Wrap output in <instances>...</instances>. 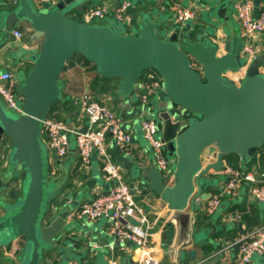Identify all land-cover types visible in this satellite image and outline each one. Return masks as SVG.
I'll use <instances>...</instances> for the list:
<instances>
[{
	"label": "water",
	"instance_id": "obj_1",
	"mask_svg": "<svg viewBox=\"0 0 264 264\" xmlns=\"http://www.w3.org/2000/svg\"><path fill=\"white\" fill-rule=\"evenodd\" d=\"M74 6V0H64L45 11L30 0H19L6 20V30L25 22L43 41L21 86L23 112L14 116L0 100V143L9 150L8 168L20 166L23 173L22 197L6 203L0 216V244L23 236L26 244L21 264H42L45 244L65 229L70 215L64 210L49 220L52 175L41 131L43 121L61 98L60 77L74 54L93 62L102 76L119 78L124 96H129L147 69H155L165 81L172 105L193 113L186 123L180 114L173 116L168 111L160 117L166 150L176 158L174 183L165 185L155 166L145 177L154 194L173 210H183L191 202L198 212L197 200L212 182L208 175L224 170L226 155L236 153L245 159L264 144V72L260 69L264 53L246 64L240 55L241 37H236L224 53L208 35L195 38L186 32L181 39L178 28L162 38L158 22L148 14L142 17L138 33L117 34L110 25H89L69 18L67 13ZM226 8L221 4L219 18L224 19ZM193 60L202 71L192 67ZM246 65L241 85L224 74ZM210 148L217 149V160L203 166V155ZM196 186L200 188L197 193ZM132 222L138 224L134 219ZM194 242L192 234L189 244ZM196 258L197 249L193 248L180 264H190Z\"/></svg>",
	"mask_w": 264,
	"mask_h": 264
},
{
	"label": "crops",
	"instance_id": "obj_2",
	"mask_svg": "<svg viewBox=\"0 0 264 264\" xmlns=\"http://www.w3.org/2000/svg\"><path fill=\"white\" fill-rule=\"evenodd\" d=\"M18 1L0 0V72L9 70L22 83L24 76L33 68L32 57L40 50L43 41L42 38L35 37L34 28L25 22H18L14 28L6 30V20L14 11ZM62 1L64 0H59V3ZM108 1L114 4L119 3V0H74L75 6L67 14L81 18L90 5H99ZM131 1L133 2L129 10L131 22L128 27L124 26L126 29L124 34L138 33L143 23L142 17L148 14L158 22L162 38L170 37L179 28L178 36L181 39L186 32L195 38L208 35L219 46L220 53L226 52L236 37H241L244 44L245 38L235 18V4L239 0H173L184 6L195 7V17L182 27L176 25L169 1ZM223 3L227 7L224 19L217 15ZM262 11H264V0H256L254 15L257 16ZM112 18L108 16L98 24L110 25L109 21L116 22ZM15 29L22 32L20 38L14 36ZM253 41L261 49L259 54L264 53V32ZM260 69L264 72V63ZM245 73L246 68L241 67L238 70H228L224 74L235 84L241 85L246 76ZM101 76L93 62H83L63 70L60 78L70 103L65 106V109L63 107L62 110L54 111L55 115L58 116L61 113L65 121L76 122L80 116L77 98L86 92H92L109 104H113L125 117L135 115L139 107L135 88L129 96H124L120 91L119 78L105 79ZM95 78L99 79L97 83H93ZM103 87L108 90H103ZM150 107L159 121L161 114L167 111L173 116L180 114L183 123H186L193 114L172 105L168 95L164 93L153 97ZM81 124L82 128H86L88 119L83 118ZM132 128L134 155L127 156L112 141L108 143V152L119 166L126 182L130 185L138 184L141 189L137 200L146 208L152 221L150 245L152 244L155 248L156 264H180L188 258V252L193 248L197 249V258L190 264H233L236 247L231 242L246 231L264 224V204L250 197L249 184L244 183L238 196L233 199L225 198L214 214H206L204 207L207 200L217 191L220 180L224 179L223 175L212 171L208 177L214 181L207 184L201 192L205 197L200 198L198 212L193 210L191 202L183 210L171 209L166 202L154 194L149 182L145 179L149 168L154 166L153 159L150 151L147 150L137 121H134ZM216 152L215 148L205 151L202 158L203 166L217 160ZM8 153L9 150L0 143V216L5 213L6 203H15L22 197V169L20 166L14 169L8 168ZM69 153L66 158L50 153V166L52 165L54 171L51 180L55 182L56 187L48 207L49 220H53L64 210H69L70 215L66 220L65 229L45 244L42 264H109L110 258L114 256L118 258V264H137L141 251L130 243L113 244L106 221L87 223L74 217L80 203L94 198L100 191H106L110 181L101 171L100 161L96 155L93 156L90 168L85 169L78 162V153L73 141ZM199 191L200 188L196 186L195 192ZM206 193L209 194L205 195ZM237 212L242 214V219L228 218L229 214ZM192 234L195 242L189 244ZM25 244L23 236L5 244L1 243L0 264H21ZM252 264H264V260L255 257Z\"/></svg>",
	"mask_w": 264,
	"mask_h": 264
},
{
	"label": "built area",
	"instance_id": "obj_3",
	"mask_svg": "<svg viewBox=\"0 0 264 264\" xmlns=\"http://www.w3.org/2000/svg\"><path fill=\"white\" fill-rule=\"evenodd\" d=\"M164 2V0H158ZM169 1L174 12L176 25L182 27L195 15L194 6H184L173 0ZM36 6L50 11L59 4V0H32ZM256 0H239L235 4V18L245 38L240 55L245 57L246 64L259 56L260 47L254 39L264 32V11L254 15ZM131 0H119L99 5H90L82 14L79 22L91 24L100 22L108 16L128 27L131 22ZM14 36L20 38L22 32L15 29ZM192 67L202 71V66L195 60ZM243 66L242 68H246ZM135 87V94L139 97V107L135 115L125 117L107 101L86 92L77 98L80 116L76 122L69 123L56 116L55 112L43 121L41 131L42 141L48 153H54L60 158L69 156L72 141L75 143L78 162L85 169H89L96 155L110 184L106 191H100L94 198L80 203L74 217L80 221L94 223L98 220L107 222L108 233L113 244H133L141 251L137 264H156L155 248L150 245L152 221L146 208L137 200L141 193L138 184H128L123 177L119 166L115 163L110 152V141L127 156L134 155L133 123L140 126L147 150L150 151L154 166L162 173L165 185H172L175 181L172 164L176 158L166 150V142L162 137V126L152 113L150 104L153 97L165 92V81L155 69H147ZM20 79L15 78L11 71L0 72V99L8 110L23 112L24 98L21 93ZM22 101V105L19 104ZM88 119L86 128H82V119ZM217 155V152L215 156ZM171 157V158H170ZM220 173L224 176L218 183V189L211 194L204 207L208 215L214 214L225 198L233 199L249 184L250 197L260 204H264V184L260 185L253 170H239L230 167L227 163ZM200 198L197 200L199 204ZM229 219H242L241 213L229 214ZM134 219L138 224L132 222ZM236 247L233 264H252L255 257L264 260V224L256 226L239 238L231 242ZM109 264H118L117 257H111Z\"/></svg>",
	"mask_w": 264,
	"mask_h": 264
},
{
	"label": "trees",
	"instance_id": "obj_4",
	"mask_svg": "<svg viewBox=\"0 0 264 264\" xmlns=\"http://www.w3.org/2000/svg\"><path fill=\"white\" fill-rule=\"evenodd\" d=\"M83 62L91 63V61L85 59L81 54H74L71 60L68 61L67 65L65 66L64 70L72 67L77 64H82ZM95 65V64H94ZM97 68V66L95 65ZM96 77V76H95ZM105 79H110L108 77L101 76ZM98 78L93 79V83H97ZM103 90H108V88H104ZM70 99L67 97L66 92L62 89L61 98L57 101L54 106L52 107L50 113H54L56 109L62 110L65 109V106L69 105ZM61 118L60 115H58ZM227 164L235 169L239 170H253L255 172L256 178L260 185L264 184V144L259 148L253 150L247 158L242 159L239 154L231 153L226 155Z\"/></svg>",
	"mask_w": 264,
	"mask_h": 264
},
{
	"label": "rangeland",
	"instance_id": "obj_5",
	"mask_svg": "<svg viewBox=\"0 0 264 264\" xmlns=\"http://www.w3.org/2000/svg\"><path fill=\"white\" fill-rule=\"evenodd\" d=\"M55 8V7H54ZM68 16H69V18H75V17H73V15L71 14H67ZM76 20H80V18H75ZM107 19V18H106ZM113 19V18H112ZM105 20V19H104ZM114 21H116V20H114ZM91 24H98L97 22H92ZM109 24L112 26V28H113V30L117 33V34H124V33H126V29H125V27H124V25L122 24V23H119L118 21H116V22H114V23H111L110 21H109ZM36 53H38V52H36ZM25 77H26V75L24 76V80L23 81H25ZM136 95V97H137V99H138V103H139V97H138V95L137 94H135ZM19 104L20 105H22V101H19ZM116 110H117V108H116ZM8 111H10V110H8ZM56 111H59V109H56L55 110V112ZM118 111V110H117ZM10 113L11 114H13L14 116H17L19 113L18 112H16V111H14V110H11L10 111ZM53 114V113H52ZM51 113H50V115H52ZM121 114V113H120ZM60 116H61V119L62 120H66V119H64L63 118V116L61 115V113H60ZM137 125L139 126V124L137 123ZM140 127V126H139ZM171 158V157H170ZM175 166H176V163L175 162H173V164H172V167H173V169L175 168ZM49 172H50V174L51 175H53V173H54V171H53V169H52V165L50 166V163H49V170H48ZM214 180H212V182H213ZM212 182H210V183H212ZM49 187H50V189H52V190H54V188L56 187V185H55V182L53 181V180H50V182H49Z\"/></svg>",
	"mask_w": 264,
	"mask_h": 264
}]
</instances>
